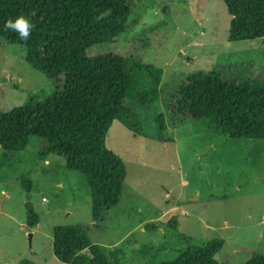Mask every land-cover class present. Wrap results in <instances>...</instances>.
<instances>
[{
  "label": "rangeland",
  "instance_id": "1",
  "mask_svg": "<svg viewBox=\"0 0 264 264\" xmlns=\"http://www.w3.org/2000/svg\"><path fill=\"white\" fill-rule=\"evenodd\" d=\"M143 3L146 13L129 34L87 52L133 62L128 126L114 121L105 140L126 170L119 203L94 222L85 177L66 170L45 140L31 138L18 152L0 148V264H63L52 251L53 229L63 226H80L105 248L108 264H168L211 241L223 244L219 264L264 256V140L230 138L223 107L211 108L208 98L186 106L177 89L210 72L233 83L263 78L264 40L229 42L224 0ZM26 56L0 39V115L65 86L64 75L50 81ZM27 205L38 216L34 228Z\"/></svg>",
  "mask_w": 264,
  "mask_h": 264
},
{
  "label": "trees",
  "instance_id": "2",
  "mask_svg": "<svg viewBox=\"0 0 264 264\" xmlns=\"http://www.w3.org/2000/svg\"><path fill=\"white\" fill-rule=\"evenodd\" d=\"M224 5L231 18L229 42L264 39V0H224ZM145 13L143 0H0V39L24 47L26 62L50 81L62 75L66 81L60 92L41 102L0 115V148L18 152L31 138L45 140L47 152L64 159L66 170L85 177L94 222L119 203L123 191L124 163L107 150L105 140L114 121L128 126L125 118L132 111L124 100L133 62L87 52L119 41ZM18 16L34 25L27 41L4 28ZM177 89L186 106L208 98L211 108L223 107L220 119L230 138L264 140V77L233 83L210 72L188 77ZM22 184L31 191L27 179ZM26 211L28 228L36 227L38 216L31 206ZM222 247L221 241H211L168 264H219L216 255ZM104 249L92 244L80 226L53 229L52 251L63 264H108ZM245 264H264V256L253 253Z\"/></svg>",
  "mask_w": 264,
  "mask_h": 264
},
{
  "label": "clouds",
  "instance_id": "3",
  "mask_svg": "<svg viewBox=\"0 0 264 264\" xmlns=\"http://www.w3.org/2000/svg\"><path fill=\"white\" fill-rule=\"evenodd\" d=\"M33 24L24 16H18L15 20L9 19L5 22L4 28L14 31L21 40L27 41Z\"/></svg>",
  "mask_w": 264,
  "mask_h": 264
},
{
  "label": "crops",
  "instance_id": "4",
  "mask_svg": "<svg viewBox=\"0 0 264 264\" xmlns=\"http://www.w3.org/2000/svg\"><path fill=\"white\" fill-rule=\"evenodd\" d=\"M45 163L47 164L48 162L45 161Z\"/></svg>",
  "mask_w": 264,
  "mask_h": 264
},
{
  "label": "water",
  "instance_id": "5",
  "mask_svg": "<svg viewBox=\"0 0 264 264\" xmlns=\"http://www.w3.org/2000/svg\"><path fill=\"white\" fill-rule=\"evenodd\" d=\"M264 40V39H263Z\"/></svg>",
  "mask_w": 264,
  "mask_h": 264
}]
</instances>
